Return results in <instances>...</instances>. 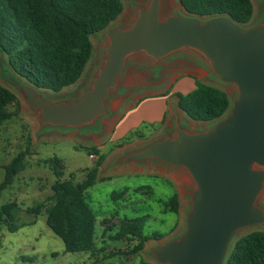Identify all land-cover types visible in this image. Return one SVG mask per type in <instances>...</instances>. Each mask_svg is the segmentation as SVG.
<instances>
[{
    "label": "water",
    "instance_id": "water-1",
    "mask_svg": "<svg viewBox=\"0 0 264 264\" xmlns=\"http://www.w3.org/2000/svg\"><path fill=\"white\" fill-rule=\"evenodd\" d=\"M99 35L106 41L100 64L78 95L48 101L11 70L7 85L31 110L37 135L97 132L110 101L125 91L120 80L130 63L157 70L180 58L235 89L222 117L196 129L175 120L116 161L152 162L183 172L189 183L184 231L152 248L156 264H224L239 231L264 226V20L246 27L228 16L163 17L161 0H149L136 7L129 25L108 26Z\"/></svg>",
    "mask_w": 264,
    "mask_h": 264
},
{
    "label": "rangeland",
    "instance_id": "rangeland-1",
    "mask_svg": "<svg viewBox=\"0 0 264 264\" xmlns=\"http://www.w3.org/2000/svg\"><path fill=\"white\" fill-rule=\"evenodd\" d=\"M149 0H123V10L120 16L109 26H127L136 14V7L146 6ZM254 7V14L251 21L245 26H252L264 20V0H251ZM186 14L178 0H161V14L167 17L173 13ZM93 45V55L80 80L73 86L66 87L60 92L51 90H40L42 96L48 101L55 102L65 98L74 97L81 88L88 83L90 76L100 64L105 38L95 34L91 37ZM180 59V58H178ZM177 59V60H178ZM167 61L157 70L145 64L130 63L127 70L121 77V84L126 87L121 96L129 92L128 96L121 104L116 106L110 114L102 121L108 123L100 126L102 131L97 139L80 138L76 136L63 137H43V134H36L37 125L32 116L31 110L21 99L16 87H11L17 94L21 102V110L16 118L5 123L0 128V164L8 162L26 145V137H31V151L26 159L25 171L15 178L13 184L0 192V204L7 201H16L21 208L17 213V230L9 232L4 226H0V264H95L97 261L107 264H156L150 256L152 248L161 245L169 239L180 235L184 231L185 216L189 209L188 198L189 183L182 176L173 178L172 175L164 174L159 170L140 173L134 171L135 175L128 174L126 169L105 172L102 180H97L92 187L84 192V197L96 217L95 235L99 237L98 246L103 250L92 255L89 253H65L61 239L55 236L45 223V215L32 216L26 213V209L40 201L47 200L52 194L51 184L55 176L49 164V159L57 157L62 165V175L60 179L71 178L75 183L84 179L85 170L93 166L94 161H89L88 154L81 147H89L94 143L99 144V150L108 158L116 154L122 146L125 138L132 137L131 142L137 140L136 135H143L146 143L157 138V131L161 129L160 124H148V122H138L135 116L129 121L133 127L115 130L112 141L111 124L129 105L134 104L136 96H147L153 93L164 92L170 86L174 77L182 72L196 73V70L182 66L181 63ZM206 76L198 75L203 83L215 85L222 88L230 98L234 99L235 89L219 84L215 80ZM8 64L4 56L0 55V83L9 87L7 81ZM19 82L26 83L19 79ZM8 84V85H7ZM11 86V85H10ZM9 87V89H11ZM181 94L184 92L178 90ZM170 89L167 90V93ZM165 92V94H167ZM171 114L178 113L175 108L174 93H170ZM116 98H118L116 96ZM110 122V123H109ZM136 122V123H135ZM138 123V124H137ZM156 128V129H154ZM142 136V137H143ZM154 136V137H153ZM130 142V143H131ZM123 143V144H122ZM122 145V146H120ZM141 174V175H138ZM4 171L0 168V183L3 180ZM183 179V181H182ZM138 188H142L136 191ZM125 191L122 197L116 200L111 199L113 192ZM177 192L179 209L178 213L164 212L163 203ZM259 205L264 208V191L259 198ZM144 218L145 234L158 232L165 237L159 241H148L144 250L140 254L116 255L125 249V242L109 240L122 219ZM106 228L103 239L100 238L102 230ZM252 231H264V226L251 229H244L238 232L237 238ZM102 235V234H101ZM103 240L104 243L100 244ZM234 243V242H233ZM232 246V245H231ZM99 248V247H98Z\"/></svg>",
    "mask_w": 264,
    "mask_h": 264
},
{
    "label": "trees",
    "instance_id": "trees-1",
    "mask_svg": "<svg viewBox=\"0 0 264 264\" xmlns=\"http://www.w3.org/2000/svg\"><path fill=\"white\" fill-rule=\"evenodd\" d=\"M182 10L195 17L228 16L240 25L248 24L254 14L251 0H178ZM123 10V0H0V55L9 69L21 80L38 90L60 92L72 86L83 75L92 55L91 37L106 29ZM176 106L188 118L209 123L222 117L230 108V98L220 87L194 79V89L186 94L174 93ZM21 110L17 95L0 83V128L16 118ZM136 135V138H141ZM132 137L123 143L131 142ZM122 143V144H123ZM31 137L9 162L0 166L4 171L0 192L10 187L18 174L26 168L32 155ZM122 146V145H120ZM88 155L94 154L93 166L85 171L82 181L60 179L62 165L57 157L49 164L55 176L50 186L52 194L45 201L28 207L32 216L45 215L50 231L64 245L65 253L101 252L99 237L95 235L96 217L84 192L94 185L106 155L96 146L81 147ZM138 188L136 191L141 190ZM125 191L113 192L111 199L122 197ZM163 211L178 213L176 191L163 203ZM16 201L0 204V226L7 231L17 230ZM144 218L122 219L109 240L125 242V249L116 255L140 254L148 241L165 237L158 232L145 234ZM104 228L100 238L105 235ZM104 241L101 240L100 244ZM99 247V248H98ZM95 264H107L98 261ZM147 264V263H142ZM224 264H264V231H252L238 237L232 244Z\"/></svg>",
    "mask_w": 264,
    "mask_h": 264
},
{
    "label": "crops",
    "instance_id": "crops-1",
    "mask_svg": "<svg viewBox=\"0 0 264 264\" xmlns=\"http://www.w3.org/2000/svg\"><path fill=\"white\" fill-rule=\"evenodd\" d=\"M172 63L173 64L181 63L182 66H188V67L196 70L197 74L196 73H190V72H186V73L182 72L179 75H176L174 77L172 83L170 84L169 87L166 88V90L164 92L153 93V94H150L147 96H136L135 97L136 101L134 102V104H132V105L130 104L129 107L125 108V110L115 120L112 121L110 141H112V136H113L115 130H118L121 128L126 129L129 127H133L132 126L133 124L129 123V121H131L133 116H135V118H136L135 120L138 121L139 123L140 122H143V123L148 122V124H154V123L160 124L161 129H158L157 137L161 136L164 133V131L172 128L173 121H175V120H179L180 122H183L190 129H196V128H198L200 126H204L206 124V123H199V122L191 120L181 110H179L176 106V100H177L176 97H175L176 99H175L174 105H175V108L178 111V113L171 114V117L170 116L167 117V115L170 113L171 104H172L171 101H169L170 93H177V92L180 93L178 90H181L184 92L183 94H186L187 92L194 89V79H197L198 75H201L202 77L206 76L205 71L201 67H199L198 65H196L193 62H190L188 60L178 59V60H174ZM197 80H199V79H197ZM122 87L124 89L126 88L123 85H122ZM169 89H170V92L167 93V90H169ZM79 91L80 90H78L77 92H79ZM165 92L167 94H165ZM122 94L117 95L118 98H116V96H115L110 101V103H109L110 111H113L116 108V106L121 104L122 101L128 96L129 92H126V94L124 96H121ZM34 120L36 123L35 118H34ZM105 123L107 124L108 120L107 121H101V124H100L101 127H102V125H105ZM36 125H37V123H36ZM103 129H104V126L102 129L99 128V130L97 132H88L85 134L79 133V132H62V131H56V130L45 131V132H42L40 134H43L44 135L43 137H63V136H76L77 137L78 136V137L83 138V139L85 137L90 138V139L91 138L97 139L100 136L98 134V132L102 131ZM154 129H156V128H154ZM37 131H38V125H37V128L35 130V135H36ZM146 138L147 137H145V136H143L141 138H137V140H134L131 143L129 142V145L126 144L125 146H122L123 148H121L116 154L109 156L108 158L106 157L104 162L102 163L101 167L99 168V172H98L99 179L104 178L103 175L105 174V172L121 170V169H126L128 174H130L129 171H131L132 172L131 174H133V175H135L134 171H140V173H143V172L147 173V170L150 171L152 169H156V170H159L166 175L167 174L172 175L174 178L182 176L184 179H186L183 172L174 171V170H171L169 168H166V167H163L160 165H155L152 162H144V163H140V164L135 163V162L116 164L117 159L120 156H122L126 151H129L130 149L137 148V147L144 145L146 143L145 142ZM91 146H96L99 149L98 143H94ZM88 158H89V156H88ZM89 161H91V160L89 159ZM8 162L2 163V164H0V166L5 165ZM86 168H87V166L84 167L82 169V171H84ZM138 175H141V174H138Z\"/></svg>",
    "mask_w": 264,
    "mask_h": 264
},
{
    "label": "built area",
    "instance_id": "built-area-1",
    "mask_svg": "<svg viewBox=\"0 0 264 264\" xmlns=\"http://www.w3.org/2000/svg\"><path fill=\"white\" fill-rule=\"evenodd\" d=\"M88 156H89L90 160H92V161H94L95 158H96L94 154H90V155H88Z\"/></svg>",
    "mask_w": 264,
    "mask_h": 264
},
{
    "label": "bare ground",
    "instance_id": "bare-ground-1",
    "mask_svg": "<svg viewBox=\"0 0 264 264\" xmlns=\"http://www.w3.org/2000/svg\"><path fill=\"white\" fill-rule=\"evenodd\" d=\"M173 178H174V177H173ZM175 179L178 180L177 177H176ZM182 181H183V179H182Z\"/></svg>",
    "mask_w": 264,
    "mask_h": 264
}]
</instances>
